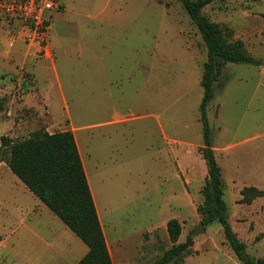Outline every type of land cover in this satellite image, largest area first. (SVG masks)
I'll list each match as a JSON object with an SVG mask.
<instances>
[{"label":"rangeland","instance_id":"obj_1","mask_svg":"<svg viewBox=\"0 0 264 264\" xmlns=\"http://www.w3.org/2000/svg\"><path fill=\"white\" fill-rule=\"evenodd\" d=\"M64 1L63 10L51 13L53 61L44 58L38 44L25 45L22 22L0 16V144L4 135L23 139L37 129H61L69 119L79 125L126 118L112 127L116 143L125 147L117 170L100 180L92 176L108 239L112 244L121 240L119 262L130 264L133 255L136 264L156 262L173 244L167 224L176 219L177 243L191 235L193 244L182 262L169 264H244L222 225H204L199 210L208 179L200 113L207 47L182 4ZM203 13L263 60L261 65H223L229 79L223 87L214 84L207 107L228 221L247 253L260 260L264 196L245 202L241 191L249 186L264 191V0H213ZM40 59L35 81L33 69ZM39 96L45 104L38 103ZM96 132L92 127L84 140L93 141ZM81 146L85 152L93 145L84 141ZM17 180L21 183L2 162L0 240L11 233L16 216L36 201L53 216L23 183L27 192L16 187ZM201 223L204 231L195 233ZM137 248L145 251L144 260ZM21 257L9 241L0 244V264H25Z\"/></svg>","mask_w":264,"mask_h":264},{"label":"trees","instance_id":"obj_2","mask_svg":"<svg viewBox=\"0 0 264 264\" xmlns=\"http://www.w3.org/2000/svg\"><path fill=\"white\" fill-rule=\"evenodd\" d=\"M182 4L197 26L207 47V61L201 78L204 95L200 105L203 124V155L208 168L204 187L205 202L199 208L205 217L204 225L219 222L225 237L237 257L244 264H264V258L255 260L246 251V245L237 237L227 218L224 200L222 169L212 149L211 129L207 107L215 96L214 84L223 87L229 79L222 74L227 63L261 65L262 59L251 55L245 43L232 40V32L209 19L203 8L213 0H176ZM5 162L11 171L34 193L62 222L89 247L87 254L77 264H112V258L98 216L92 191L82 163L74 134L70 130L49 132L37 129L23 139L4 135L0 144V163ZM241 194L245 202L264 196V191L245 187ZM173 244L153 264L183 261L193 244L189 235L177 243L180 224L171 219L167 224Z\"/></svg>","mask_w":264,"mask_h":264},{"label":"crops","instance_id":"obj_3","mask_svg":"<svg viewBox=\"0 0 264 264\" xmlns=\"http://www.w3.org/2000/svg\"><path fill=\"white\" fill-rule=\"evenodd\" d=\"M62 2H63V7L60 10H63L65 6V1L62 0ZM43 51L45 52L44 58L53 61L54 56L50 46L48 47V50L45 49ZM41 60L42 59L39 60L36 68L33 69L35 81H36L35 70L41 68ZM53 66L54 69L56 70L55 65ZM56 74L58 76L57 72ZM38 100H39L38 101L39 104L40 101H42L44 104L46 103L45 102L46 100L43 96L42 98L39 96ZM44 109L48 110V107L44 105ZM125 120L127 119L126 118H119L112 120L102 119L94 124L80 123L79 125H75L74 122L71 119H69L65 127L61 129H57L55 131H50L49 129L47 130L51 133L70 130L74 134L80 152V156L82 159V163L84 165V169L88 178V182L92 191L94 202L97 208L98 216L106 238V242L110 251L112 264H121L119 262V257H118L119 251H117L118 250L117 246H119L121 240L112 244L108 239L99 210V203H98L99 195H98V189L96 188L97 184L95 182L94 185L92 176L94 177L95 180H100L101 178H105L107 174L113 172V170L115 171L117 170V166L119 163L118 158L120 152L125 154V147H123V149H120L119 145L116 143L114 137L115 131L112 129V127L124 122ZM92 127L98 130V132H96L95 135L93 136V141L90 138L88 141L84 140V136H83L84 133H86ZM84 141L89 142L90 144L93 145L90 147L88 146L85 152L82 149V146L83 147L85 146L84 145L81 146V144H84ZM0 168H1V163H0ZM5 171L8 172V170ZM21 183L23 182L21 181ZM21 183L18 182L17 180L16 187H19L22 189V191L27 192L26 188H24V186H22ZM23 185L25 184L23 183ZM25 187L27 186L25 185ZM41 203L43 202L41 201ZM43 205L45 204L43 203ZM51 213L53 216L46 214L42 204L36 201L33 207L25 211H21L16 216V223H14L15 226L13 230L11 231V233L8 235L7 238L0 240L1 241L0 244H4L9 241V243H11L16 250L21 252L22 254L21 261H23L25 264H77L89 251L88 245L84 243L68 226H66L60 218L54 215L52 211ZM44 214H46L47 216H45ZM54 217H57L67 228L60 226L61 224H58L59 222H57V219ZM147 238H148L147 243L149 247L150 237ZM141 246H142L141 247L142 250H144V242ZM137 250H139V248H137ZM139 251L142 254L141 260L142 259L144 260L145 251L142 252L141 250ZM135 258L136 257L133 255V259L132 261H130L131 262L130 264H136L137 261H135L136 260ZM141 260L139 259V262Z\"/></svg>","mask_w":264,"mask_h":264},{"label":"built area","instance_id":"obj_4","mask_svg":"<svg viewBox=\"0 0 264 264\" xmlns=\"http://www.w3.org/2000/svg\"><path fill=\"white\" fill-rule=\"evenodd\" d=\"M62 7V0H0V16L22 22L26 44L48 50L51 13Z\"/></svg>","mask_w":264,"mask_h":264},{"label":"water","instance_id":"obj_5","mask_svg":"<svg viewBox=\"0 0 264 264\" xmlns=\"http://www.w3.org/2000/svg\"><path fill=\"white\" fill-rule=\"evenodd\" d=\"M202 231H204V225H203V223H201L199 225V227L196 229L195 233H199V232H202Z\"/></svg>","mask_w":264,"mask_h":264}]
</instances>
